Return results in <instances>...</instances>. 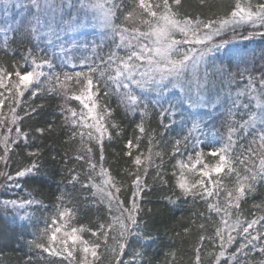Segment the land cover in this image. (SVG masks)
<instances>
[{
    "label": "snow or ice",
    "instance_id": "1",
    "mask_svg": "<svg viewBox=\"0 0 264 264\" xmlns=\"http://www.w3.org/2000/svg\"><path fill=\"white\" fill-rule=\"evenodd\" d=\"M197 6L201 9L210 7L208 0H198ZM183 7V0H162L158 3L130 0V7L124 11L121 23L116 28L119 42L106 57L99 54L91 65L79 71L49 77L46 91L56 92L63 98L60 113L63 125L69 129V141H73L79 131L83 144L87 135L89 141L99 145L100 159L103 161L104 139L106 136L109 140L113 139L110 129L115 131V137L124 138L122 158H127L128 166L123 171L131 181L127 189L131 191V198L130 202L121 200L120 185L124 181H117L103 166L100 168L101 184L94 182L92 174L96 172V164L93 162L92 148L87 149L86 156L76 155L75 160L85 159L91 167L87 175L89 183L81 186L94 189L93 197L107 203L108 220L95 226L77 224L71 198L65 195L58 197L54 213L45 218L44 226L34 233V238L29 242L30 249L41 260H44L45 253L49 257L60 258L55 262L44 260V264H104L101 249L110 252L115 264H137L135 260L124 259L126 238L133 226H139L144 193L152 184L171 192L165 197L170 201L173 200L172 196L177 198L179 195L191 197L192 203H196L197 197L205 203L217 197V203H207V220L212 221L214 213L215 217H219V223L215 226L214 235H205L209 223L199 224L194 264H224L225 261L227 264H251L247 260L250 251L264 256V215L240 219L242 202L256 190L258 183H264V74L247 71L225 73L229 81H238L239 86L230 93L235 96V101L225 114L227 136L222 134L221 146L210 150L199 147L197 136L200 127L195 120L185 122L183 135L166 139L164 133L168 122L165 114L167 111V115L171 116V111H159L153 124L154 109L140 103L130 91L131 86L145 87L173 78L186 85L189 93L201 92L209 81L204 73L197 71L198 65L210 50L227 43V40L218 37L226 32L236 37L239 35L236 30L243 25L258 30L255 34L264 35V0H232L230 10L223 11L218 6L220 11L203 19L200 15L182 13ZM177 33L180 39L174 38ZM29 57L32 69L25 72H21L16 64L12 67L0 65V145L3 146L0 162L5 167L9 165L10 150L17 147L21 140L24 144L29 143L30 133L23 130L21 122L40 106L24 107V97L47 61L38 60L31 53ZM38 92L33 91L32 96L35 97ZM112 94L119 95L125 107L140 114L130 134L125 133L114 118L115 109L108 102ZM74 101L79 102V111L72 106ZM2 106H7L11 117L4 115ZM185 109L192 111L190 102L185 103ZM20 111H23V115ZM150 125L154 127L150 129ZM53 130V125H49L35 129V133L43 136ZM145 137L147 155L141 152ZM154 147H161L164 151L154 152ZM34 149L27 151L14 175L0 171V177L5 181L0 187H16V181L21 177L38 170L41 150ZM169 149L171 158L175 159L171 172L175 183L162 170L165 168L162 161L155 165L156 175L152 178L153 183L149 184L147 177L154 165L153 156L162 158ZM205 153L215 162L209 163ZM74 171L68 169L69 182L78 184L81 177L73 174ZM221 172L226 173L229 179L235 177L231 188L224 187L227 193L225 206L219 202L221 179H213ZM34 202V198L25 197L8 203L23 207ZM255 207L264 211V201ZM193 215L203 218L204 213ZM183 231L187 234L189 227L183 226ZM117 232L119 234L114 235ZM85 233L89 234V238H85ZM237 240L239 246L235 251H230ZM217 241L220 251L209 252L211 259L203 261L201 247L205 244L217 246ZM170 255L171 260L166 255L164 264H176V253L171 252ZM134 256L141 257V254L135 253ZM25 264H33V256H28ZM139 264H143V261L140 260ZM259 264H264V260Z\"/></svg>",
    "mask_w": 264,
    "mask_h": 264
},
{
    "label": "trees",
    "instance_id": "2",
    "mask_svg": "<svg viewBox=\"0 0 264 264\" xmlns=\"http://www.w3.org/2000/svg\"><path fill=\"white\" fill-rule=\"evenodd\" d=\"M158 2L162 0H156V3ZM183 2L182 13L200 15L202 19L220 9L228 11L232 6V0H208L210 7L203 9L197 6L198 0ZM18 6H21V11H25L27 18L34 19L28 28L19 27L14 23L19 20L16 18L17 13H20L16 10ZM129 7L130 0H0V16L4 20L0 19V29L9 24L7 29L9 32L6 35L0 32V65L12 67L16 64L20 66L21 72L28 71L32 69L29 53L38 60L47 61L24 97V107L40 105L21 122L23 130L30 133L29 143L24 144L21 140L17 147L10 150L8 167L0 162V171L14 175L27 151H34V148L41 150L37 171L21 177L16 181L18 185L16 187H0V264H25L28 256H33V264H44V260L55 262L60 259L49 257L45 253L44 260H41L37 253L30 249L29 242L34 238V233L44 226L45 218L54 213L57 198L61 195L71 198L77 224L95 226L108 220L107 203L93 197L94 189L81 186L89 183L87 175L91 167L85 159L75 160V157L78 154L86 156L88 148L93 149V162L96 164V172L92 174L94 182L101 184L100 168L103 166L117 181H124L120 185L122 188L120 198L130 202L131 191L127 189L130 188L131 181L123 171L128 166L127 158H122L124 138L115 137V131L110 129L113 139L105 137L104 160L101 161L99 145L95 141H89L87 135L83 144L79 131L73 141L68 140L69 129L63 125L60 113L63 98L56 92L46 91V84L51 75L79 71L82 67L91 65L99 54L106 57V54L117 46L119 41L116 28L121 23L124 11ZM236 31L239 33L236 37L227 32L218 37L217 39L227 40V43L210 50L198 65L197 71L204 73L209 81L201 92L191 94L186 85L176 82L173 78L145 87L133 86L145 95L143 98L145 100L136 97L137 100L141 98L138 100L140 103L154 109L153 124L155 114L159 111H171V116L167 115V111L165 114V120L168 122V128L164 133L166 139L183 135L185 122L195 120L201 128L200 131H204L201 137H197L201 149L210 150L222 144V134L227 136L225 114L232 107V103L229 102L232 97L230 93L239 86L238 81H229L225 73L247 71L264 74V35L255 34L258 30L248 25H243ZM174 38L180 39L181 36L177 33ZM231 46L237 47L242 54L241 58L235 60L234 57L227 56ZM221 68L223 71L220 73ZM37 90L38 95L33 97L32 92ZM149 99H158L161 104L152 106ZM108 102L115 109L114 118L125 133L130 134L139 119V112L125 107L121 97L116 94L110 95ZM186 102H190L191 112L186 111ZM72 103L79 111V102ZM2 110L5 116L11 117L7 106H2ZM20 114L23 115V111H20ZM49 125H53L54 128L51 133L46 132L43 136L35 133V129L47 128ZM149 127L151 129L154 125ZM4 131L6 132V128ZM84 131L87 132V129ZM12 134L15 135L14 131ZM153 151L163 152L164 149L154 147ZM141 152L144 155L148 154L147 137L144 138ZM0 155H3L2 145ZM206 157H209L207 153ZM69 160L71 163H67ZM153 160L154 165L149 169L147 177L149 184L153 183L152 178L156 175L155 165L162 161L165 165L162 170L168 173L174 184L175 179L171 177V172L175 159L171 158V149L162 158L153 156ZM69 168L75 170L73 174L80 175V183L69 182ZM234 182L235 177L229 179L227 174L222 176V194L219 196L222 206H225L227 198L224 187L231 188ZM4 184V178L0 177V185ZM166 195H171V192L158 184H152L144 193L142 214L138 217L139 226H133L131 234L126 238L125 261L135 260L139 264L142 260L143 264L149 262L164 264L166 255L171 260L170 253L175 252L176 264H194L196 245L199 243V224L209 223L205 235H214L219 217H215L213 213L214 219L207 220L209 215L207 203H217V197H212L207 203L197 197L196 203H192L191 197L172 196L173 200L170 201L165 198ZM25 197L34 198L35 202L23 207L8 203ZM262 201L264 183H258L256 190L242 202L240 219L264 215V211L255 207ZM200 212L204 213L203 218L198 215L194 217V213ZM113 214L118 215L115 212ZM183 226L189 227L187 234L184 233ZM84 235L85 238H89L88 233ZM218 243L217 241V246L205 244L201 247L203 261L211 259L208 256L209 252L220 251ZM238 246L239 240L230 251H235ZM101 251L104 252V264H115L110 252L104 249ZM135 253L141 254V257L134 256ZM247 260L251 264H259L264 260V256L250 251Z\"/></svg>",
    "mask_w": 264,
    "mask_h": 264
},
{
    "label": "rangeland",
    "instance_id": "3",
    "mask_svg": "<svg viewBox=\"0 0 264 264\" xmlns=\"http://www.w3.org/2000/svg\"><path fill=\"white\" fill-rule=\"evenodd\" d=\"M151 2H155L156 3V0H151ZM16 8V6H15ZM21 6H18V8L16 9L18 12L20 11V13H17L16 15V18L19 19L17 21H15L14 23L17 24L19 27L21 26H24V28H28L29 26L32 25V22L34 21V19L32 20V17L31 18H27L25 15V11H21ZM0 19H2V17L0 16ZM23 19V20H22ZM2 21H4L2 19ZM8 25L7 24L3 29H0V32H3L2 34L6 35L7 32H9L7 29H8ZM85 42H83V45H84ZM227 56H230V57H234L235 60H237L238 58H241L242 54L239 52V50H237V47L235 48L234 46H231L230 50L228 51L227 53ZM222 71H220L221 73ZM41 74V73H40ZM134 89L133 86L130 87V91L132 94H134L136 97H141L142 99L144 98V94H142V91L140 89L136 90ZM135 91V92H134ZM141 98H138V100H140ZM145 100V99H143ZM151 102V105L154 106V105H157V104H161V102H158V99H155V100H148ZM235 101V96L232 95V97L230 98V101L232 104L233 102ZM201 129V128H200ZM204 133V131H199L198 133V136L197 137H201V135ZM227 135V133L225 134ZM221 145H218V147H215V148H219ZM209 163H214L215 161L209 156V157H206L205 158ZM222 176H226V173L224 172H221L220 174L218 175H214L213 176V179H221Z\"/></svg>",
    "mask_w": 264,
    "mask_h": 264
}]
</instances>
